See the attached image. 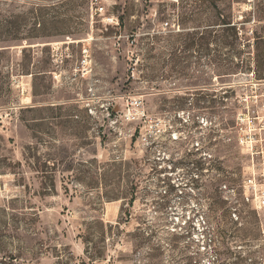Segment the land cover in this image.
Instances as JSON below:
<instances>
[{"label":"rangeland","instance_id":"1","mask_svg":"<svg viewBox=\"0 0 264 264\" xmlns=\"http://www.w3.org/2000/svg\"><path fill=\"white\" fill-rule=\"evenodd\" d=\"M98 1L0 0V264H264V0Z\"/></svg>","mask_w":264,"mask_h":264},{"label":"built area","instance_id":"2","mask_svg":"<svg viewBox=\"0 0 264 264\" xmlns=\"http://www.w3.org/2000/svg\"><path fill=\"white\" fill-rule=\"evenodd\" d=\"M96 13H102L104 7L98 0H91ZM168 25V22L165 23ZM128 117L144 120L145 110L141 100L130 102ZM239 124L238 143L244 146L250 154L248 172L242 180V198L256 213L260 223V232L264 236V104L259 109H253L252 115L237 117ZM256 121V122H255ZM146 138V136H143ZM236 217V212L232 213Z\"/></svg>","mask_w":264,"mask_h":264},{"label":"trees","instance_id":"3","mask_svg":"<svg viewBox=\"0 0 264 264\" xmlns=\"http://www.w3.org/2000/svg\"><path fill=\"white\" fill-rule=\"evenodd\" d=\"M224 24H228L227 22H223Z\"/></svg>","mask_w":264,"mask_h":264}]
</instances>
